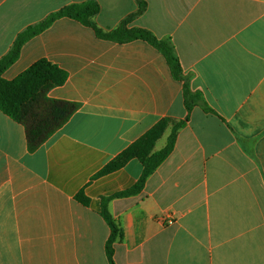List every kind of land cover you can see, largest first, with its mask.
Returning a JSON list of instances; mask_svg holds the SVG:
<instances>
[{
    "label": "crops",
    "instance_id": "obj_1",
    "mask_svg": "<svg viewBox=\"0 0 264 264\" xmlns=\"http://www.w3.org/2000/svg\"><path fill=\"white\" fill-rule=\"evenodd\" d=\"M87 1L105 31L138 10L137 0H0V59L28 27ZM144 1L129 27L173 43L201 100L189 114L184 82L144 40H104L67 17L28 40L4 79L46 59L68 73L49 98L78 109L35 152L0 111V264H110L103 198L144 168L133 159L93 178L166 118L185 121L171 154L139 194L108 203L124 234L116 264H264V0Z\"/></svg>",
    "mask_w": 264,
    "mask_h": 264
},
{
    "label": "trees",
    "instance_id": "obj_2",
    "mask_svg": "<svg viewBox=\"0 0 264 264\" xmlns=\"http://www.w3.org/2000/svg\"><path fill=\"white\" fill-rule=\"evenodd\" d=\"M138 10L123 20L112 31H105L95 21L101 7L96 1L71 4L51 13L45 20L28 27L18 35L12 49L0 59V111L12 120L22 124L26 129L29 150L35 152L47 142L57 131L69 121L77 111L78 105L72 102L51 99L48 93L55 87L62 86L68 79V73L46 59L39 60L15 80L8 81L3 75L19 58L23 45L40 34L56 20L61 18L75 19L91 27L98 38L115 41L130 42L144 40L163 53L174 77L184 82L185 104L190 114L198 101L199 93L192 92L188 79L183 73L181 63L176 55L173 43L166 39L160 40L148 29L130 28L132 20L143 14L147 8L144 0H137ZM172 125V132L167 145L155 151L157 141ZM185 125V121L172 122L166 118L161 120L147 134L134 142L111 162H109L94 178H99L125 167L131 160L138 159L143 165V174L138 182L128 190L118 192L110 197H104L101 215L111 229V236L107 243L106 252L110 264H116L114 259V243L123 240V231L108 209V203L115 198L129 197L139 194L145 187L147 180L159 166L167 159L175 147L177 132ZM77 200L88 205L89 199L80 192Z\"/></svg>",
    "mask_w": 264,
    "mask_h": 264
},
{
    "label": "rangeland",
    "instance_id": "obj_3",
    "mask_svg": "<svg viewBox=\"0 0 264 264\" xmlns=\"http://www.w3.org/2000/svg\"><path fill=\"white\" fill-rule=\"evenodd\" d=\"M166 139H167V137H166V135H164V136L158 141V143H157V148H160L161 146H163V144L166 143Z\"/></svg>",
    "mask_w": 264,
    "mask_h": 264
}]
</instances>
